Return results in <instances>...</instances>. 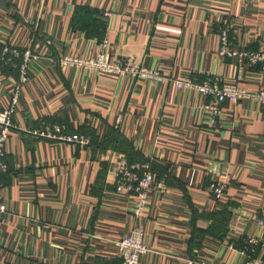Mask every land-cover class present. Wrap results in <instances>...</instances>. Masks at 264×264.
I'll return each instance as SVG.
<instances>
[{
    "label": "crops",
    "instance_id": "crops-1",
    "mask_svg": "<svg viewBox=\"0 0 264 264\" xmlns=\"http://www.w3.org/2000/svg\"><path fill=\"white\" fill-rule=\"evenodd\" d=\"M78 6L104 13L110 60L132 58L163 79L63 66L67 56L99 52L97 39L73 28ZM226 28L233 48L264 51V0H0V111L18 94L0 264H120L115 241L137 225L149 248L140 264H242L238 244L248 237L260 239L264 264V111L254 100L227 101L212 123L211 99L174 83L211 77L264 89L259 66L246 65L237 80V60L219 55ZM4 45L37 56L26 83L19 62L2 58ZM53 123L90 142L42 136ZM122 159L151 162L155 174L139 219L133 197L116 192ZM215 181L226 185L221 200L211 194Z\"/></svg>",
    "mask_w": 264,
    "mask_h": 264
},
{
    "label": "built area",
    "instance_id": "built-area-1",
    "mask_svg": "<svg viewBox=\"0 0 264 264\" xmlns=\"http://www.w3.org/2000/svg\"><path fill=\"white\" fill-rule=\"evenodd\" d=\"M106 16H109L107 13ZM99 52L97 56L90 60H81L72 56L65 57L61 64L63 66H85L93 69L99 74L117 76V77H143L150 79H163L157 71L145 68L132 58H123L112 61L107 55L108 41L105 39L99 43ZM221 57L235 58L237 60L238 76L241 78V72L248 64L257 65L264 72V51H252L248 49H235L231 46L229 39V28L221 32V48L219 51ZM1 56L7 60L8 64L15 65L19 62L20 81L26 83L27 74L33 60L37 58L30 50L22 51L11 45H4L1 48ZM179 89H191L203 96L211 99L206 109L211 113V122L216 123L217 118L222 112V105L231 101L233 103L240 100H254L258 102L264 111V89L249 90L240 87L237 83H221L214 78H207L202 82H197L190 78L174 81ZM21 88L19 89V91ZM18 103V94L12 100L9 108L0 111V124L3 127L0 134V213L5 212L6 206L3 199L4 183L2 176L7 171L5 145L9 136L11 117L15 113ZM42 136L58 140L64 143L74 145H87L90 139L84 134L68 133L66 128L58 123L46 125ZM155 182V174L151 162L130 163L126 159L120 160L116 174V192L133 197L132 214L139 219L144 216L148 205L149 193ZM226 185L223 182L215 181L211 185V194L215 200H221L224 196ZM264 225L263 222H260ZM145 233L143 227L137 225L130 234L118 239L115 244L118 250V256L122 264H140L141 257L149 252L148 246L144 241ZM246 248L239 252L244 258L242 264H261L258 256L260 239L258 237H248L245 240ZM188 264H208L205 261L189 260Z\"/></svg>",
    "mask_w": 264,
    "mask_h": 264
},
{
    "label": "trees",
    "instance_id": "trees-1",
    "mask_svg": "<svg viewBox=\"0 0 264 264\" xmlns=\"http://www.w3.org/2000/svg\"><path fill=\"white\" fill-rule=\"evenodd\" d=\"M104 16V13L102 11L93 9V8H86L82 6H78L75 8L72 23L73 28L76 31H80L86 34V36L90 39H97L100 42L105 40L106 38V23L102 20ZM89 135V134H88ZM93 138V136H92ZM95 139L93 138V141ZM93 143V142H92ZM137 161V160H136ZM136 161L130 160V163H136ZM139 163H145L146 160H139ZM153 168V167H152ZM3 179V177H2ZM218 205L223 206V204ZM226 216H229V218L232 216V214H227L225 211L224 214L219 216V224H220V231L222 233L227 232V224L228 219ZM230 220V219H229ZM210 229V228H209ZM202 231L203 235L202 237L205 238L206 234L210 232V230ZM193 243V242H192ZM239 247L246 248V244L244 241H241L238 244ZM118 264V263H117ZM120 264H122V261L120 260Z\"/></svg>",
    "mask_w": 264,
    "mask_h": 264
},
{
    "label": "rangeland",
    "instance_id": "rangeland-1",
    "mask_svg": "<svg viewBox=\"0 0 264 264\" xmlns=\"http://www.w3.org/2000/svg\"><path fill=\"white\" fill-rule=\"evenodd\" d=\"M149 195H150V193H149ZM148 199H149V198H148ZM147 206H148V205H147ZM117 240H118V239H117ZM117 240H116V241H117ZM116 241H115V242H116ZM115 246H116V244H115ZM147 254H148V253H147Z\"/></svg>",
    "mask_w": 264,
    "mask_h": 264
}]
</instances>
